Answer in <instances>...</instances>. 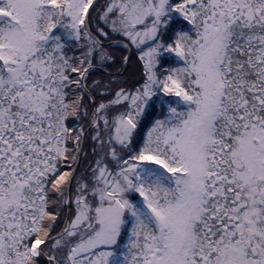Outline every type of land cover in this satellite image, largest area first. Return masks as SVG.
<instances>
[{
  "label": "snow or ice",
  "instance_id": "6c2138e0",
  "mask_svg": "<svg viewBox=\"0 0 264 264\" xmlns=\"http://www.w3.org/2000/svg\"><path fill=\"white\" fill-rule=\"evenodd\" d=\"M0 264H264V0H0Z\"/></svg>",
  "mask_w": 264,
  "mask_h": 264
}]
</instances>
